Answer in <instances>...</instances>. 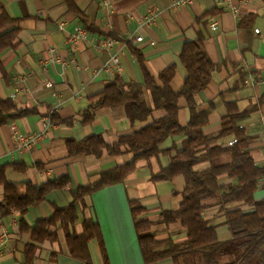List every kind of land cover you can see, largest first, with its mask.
I'll return each instance as SVG.
<instances>
[{
    "label": "crops",
    "instance_id": "0c3cea01",
    "mask_svg": "<svg viewBox=\"0 0 264 264\" xmlns=\"http://www.w3.org/2000/svg\"><path fill=\"white\" fill-rule=\"evenodd\" d=\"M173 1L0 0V11L15 19L6 28H18L13 45L0 53V101L11 99L23 111L0 126L4 179L16 183L18 194L24 196L27 182L39 186L68 178L66 186L49 190L42 201L30 205L23 214L14 209L8 214L0 211V264H25V248L31 241L28 229L50 217L55 209L70 205L78 186L95 181L101 172L125 164L133 156L128 152L111 156L105 150L99 156L69 155L67 140L78 142L88 135H99L113 144L120 136L164 115L163 110H153L151 117L141 122L131 120L126 108L119 106L97 109L93 119L85 123L83 114L91 98L116 76L143 84L145 72L157 77L172 64L175 73L170 87L178 91L186 75L179 59L182 46L199 32L204 35V50L215 65L208 85L196 96L198 110H208L203 132L216 134L228 112H239L238 124L249 137L248 152L255 165L264 169V0H193L175 9L171 8ZM231 7L236 8L235 13ZM148 17L152 22L145 21ZM210 18L218 22L215 31L209 27ZM76 27L84 31L77 41L71 40ZM139 36L141 40L136 39ZM107 38L113 39L112 45H105ZM112 55L117 56L118 64L109 69ZM144 96L150 105L146 90ZM178 105V121L186 125L190 117L186 101L180 98ZM45 117L50 119L47 126L43 124ZM22 135L34 137L29 150L18 148L17 137ZM184 138H168L159 148L173 146L179 150ZM231 139L235 138L219 139L212 145L229 146ZM229 160V154L224 153L216 163ZM14 163L24 169L19 171ZM168 163L166 155L138 160L122 182L86 195V208L77 206L74 230L81 232L83 218L99 224L106 264H176L168 257L143 262L129 207V201H138L145 208L140 217L153 222L156 240L185 238L178 222L166 227L161 223V210L176 209L184 187L181 175L171 180L152 178ZM208 165L203 162L195 167L204 169ZM221 183L233 181L222 175ZM254 196L264 198V178ZM3 198L4 186L0 183V201ZM217 201L216 197L206 200L203 215L216 225L217 236L224 241L231 235L222 224ZM65 233L60 228L55 240L36 242L32 264H84L70 254ZM88 250L92 264H104L96 239L88 243Z\"/></svg>",
    "mask_w": 264,
    "mask_h": 264
},
{
    "label": "trees",
    "instance_id": "16d2710c",
    "mask_svg": "<svg viewBox=\"0 0 264 264\" xmlns=\"http://www.w3.org/2000/svg\"><path fill=\"white\" fill-rule=\"evenodd\" d=\"M15 19L0 11V53L13 45L18 28L10 27ZM6 28V29H5ZM204 35L200 32L194 40L184 42L179 55L186 75L183 85L178 91L170 87L175 73L172 64L162 70L157 77L145 72L144 83L125 82L120 77L91 98V103L83 114V122H90L97 109L124 106L128 117L144 122L153 110H163L164 115L153 118L149 123L133 133L120 136L116 143L108 144L99 135H88L81 141L67 140L69 155L93 154L99 156L103 150L116 156L125 152L132 153V159L122 165L101 172L99 177L86 185L78 186L73 192L72 203L64 208L55 209L47 218L41 219L28 229L31 241L25 248V264H32L36 250V242L55 240L57 229L65 230V239L72 256L92 264L88 243L98 241L104 264L107 255L103 246L99 224L91 218H83L81 232L74 230L77 221V206L86 208L84 197L105 186L122 182L135 169L138 160H149L151 157L166 155L169 163L159 172L152 175L154 180H171L176 176L184 178L181 201L176 209H163L160 212L161 223L168 226L178 222L185 230V238L174 241L168 236L156 240L149 228L153 222L141 218L145 208L138 201H129L142 259L150 263L162 258H171L176 264H264V198L255 199V192L264 178V169L257 166L247 144L249 137L244 135L238 124L239 112H228L221 120V127L214 135L204 134L208 124V110H198L196 96L209 83L214 63L206 54L203 46ZM144 90L151 99L148 105ZM183 98L188 106L190 117L186 125L178 121V100ZM23 111L16 108L11 99L0 101V126L20 116ZM52 115V121L55 120ZM176 135H184L181 148L171 146L159 148V144ZM233 137L236 143L221 147L212 145L219 139ZM209 147V148H208ZM174 154L172 152L174 151ZM227 153L230 160L216 163V159ZM203 162L209 165L204 169L195 166ZM19 171L24 169L14 163ZM4 165H0V183L4 186V198L0 201V211L8 214L11 209L24 213L32 204H36L45 194L56 188H63L68 183L67 177L47 181L39 186L27 182L26 193L20 196L16 183L4 179ZM233 183H221V176ZM218 198L217 206L222 224L228 228L230 239L219 240L216 225L203 215L207 207L206 200ZM245 206V208H242ZM23 228V224L20 226ZM54 227L55 229H51ZM223 256H231L221 261ZM198 258V261L195 260Z\"/></svg>",
    "mask_w": 264,
    "mask_h": 264
},
{
    "label": "built area",
    "instance_id": "2783aa9c",
    "mask_svg": "<svg viewBox=\"0 0 264 264\" xmlns=\"http://www.w3.org/2000/svg\"><path fill=\"white\" fill-rule=\"evenodd\" d=\"M193 0H174L171 4V8H177L181 5H184L186 3H191ZM232 11L235 13L236 12V8L235 7H231ZM147 23L152 22V17H148L145 20ZM209 27L211 30L215 31L218 28V22L214 19V18H210L209 19ZM255 32H259V29H254ZM84 35V31L81 27H76L75 28V33L73 35H71V40H75L77 41L79 38H81ZM137 40H141L142 37H137ZM105 45L106 46H110L113 43V39L112 38H107L105 40ZM118 64V58L116 55H112L110 58V61L108 63V68L112 69V67H116ZM48 86H51L52 83H47ZM49 121L50 119L48 117H45L43 119V124L44 126L49 125ZM17 141H18V148L22 149V150H29L30 147L32 146L33 142H34V137L33 136H18L17 137ZM236 143V139H231L227 142L228 145H233Z\"/></svg>",
    "mask_w": 264,
    "mask_h": 264
},
{
    "label": "rangeland",
    "instance_id": "374dc122",
    "mask_svg": "<svg viewBox=\"0 0 264 264\" xmlns=\"http://www.w3.org/2000/svg\"><path fill=\"white\" fill-rule=\"evenodd\" d=\"M150 232L154 234V238H155V228H154V224L152 223V225L149 228ZM231 256H223L220 258V260L223 261H227ZM196 261H198V258H195Z\"/></svg>",
    "mask_w": 264,
    "mask_h": 264
}]
</instances>
